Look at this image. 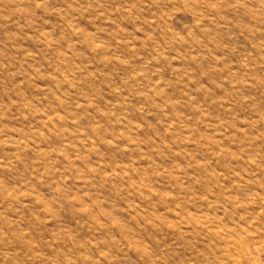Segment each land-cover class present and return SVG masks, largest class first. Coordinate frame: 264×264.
<instances>
[{
  "label": "rangeland",
  "instance_id": "374dc122",
  "mask_svg": "<svg viewBox=\"0 0 264 264\" xmlns=\"http://www.w3.org/2000/svg\"><path fill=\"white\" fill-rule=\"evenodd\" d=\"M0 264H264V0H0Z\"/></svg>",
  "mask_w": 264,
  "mask_h": 264
}]
</instances>
